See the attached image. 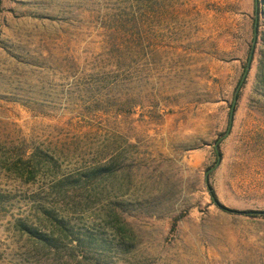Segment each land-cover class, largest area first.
<instances>
[{
  "label": "rangeland",
  "instance_id": "obj_1",
  "mask_svg": "<svg viewBox=\"0 0 264 264\" xmlns=\"http://www.w3.org/2000/svg\"><path fill=\"white\" fill-rule=\"evenodd\" d=\"M253 9L0 0V264H264Z\"/></svg>",
  "mask_w": 264,
  "mask_h": 264
},
{
  "label": "trees",
  "instance_id": "obj_2",
  "mask_svg": "<svg viewBox=\"0 0 264 264\" xmlns=\"http://www.w3.org/2000/svg\"><path fill=\"white\" fill-rule=\"evenodd\" d=\"M264 18V0H254V9H253V17H252V36H251V44L250 49H249V53H250V57L252 58L253 53H254V49L256 46V43L258 41V36H259V27H260V19ZM247 70H245L246 72ZM244 72V73H245ZM240 83H244V80L240 81ZM240 86V84H239ZM239 86L235 89L234 91V99L239 97ZM233 106H232V109ZM231 113V112H230ZM231 115H230V120H231ZM210 190V194H211V198L213 200V203L216 205V207L218 209H220L221 211L227 212V213H234V214H244V215H253V214H259L260 212L257 211H247V210H238V209H234L228 206H225L224 204L220 203L215 195V193L213 192V190L211 189V187H209ZM185 216V211L181 212L180 214L176 215L172 222H171V230H174L177 222L183 218ZM21 229L28 232L31 236L36 237L38 242H43L44 241V236L39 234L37 231H35V229H33L32 227H30L29 225H26L25 223H21L20 225Z\"/></svg>",
  "mask_w": 264,
  "mask_h": 264
},
{
  "label": "water",
  "instance_id": "obj_3",
  "mask_svg": "<svg viewBox=\"0 0 264 264\" xmlns=\"http://www.w3.org/2000/svg\"><path fill=\"white\" fill-rule=\"evenodd\" d=\"M249 59H250V57H249ZM248 66V65H247ZM244 76V75H243ZM230 115L232 116V112L230 113Z\"/></svg>",
  "mask_w": 264,
  "mask_h": 264
}]
</instances>
